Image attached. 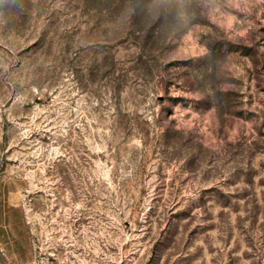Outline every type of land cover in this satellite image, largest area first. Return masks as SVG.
<instances>
[{
    "label": "rangeland",
    "instance_id": "obj_1",
    "mask_svg": "<svg viewBox=\"0 0 264 264\" xmlns=\"http://www.w3.org/2000/svg\"><path fill=\"white\" fill-rule=\"evenodd\" d=\"M0 264H264V0H0Z\"/></svg>",
    "mask_w": 264,
    "mask_h": 264
}]
</instances>
